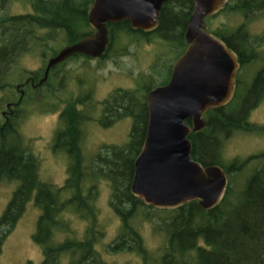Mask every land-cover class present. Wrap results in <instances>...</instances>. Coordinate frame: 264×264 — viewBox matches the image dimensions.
<instances>
[{"label": "trees", "instance_id": "16d2710c", "mask_svg": "<svg viewBox=\"0 0 264 264\" xmlns=\"http://www.w3.org/2000/svg\"><path fill=\"white\" fill-rule=\"evenodd\" d=\"M12 1L0 0V91L4 97L10 98H7L6 106L12 101L11 94L15 93L17 86L7 74L21 54L35 48L45 58L46 48L51 49L54 55L62 47L49 43L51 34L61 32L68 44L93 30L88 21L93 0H22L26 7L19 12L10 11ZM193 7V0H167L161 10L157 31L168 41L169 47L174 45L176 57L188 45L185 31ZM228 10L248 19L255 14L264 15V0H229L220 11L205 17L208 28L234 48L241 61L232 100L226 105L208 109L205 112L206 126L189 134L194 158L204 165L218 163L227 171L229 183L223 200L212 208H204L198 199L178 207L156 208L132 193L134 162L146 137V96L154 87L152 85L145 87V92L134 87L119 88L110 94L109 101L112 98L116 108H108L107 105L100 119L113 117L109 119L112 124L122 116H131L129 139L124 144H106V152H96L98 155H92L93 159L85 154L81 144L86 113L77 107L76 100L65 106L60 111L62 121L57 128L55 145L61 152L65 147L69 153L67 177L62 185L45 180L47 178L42 176L35 154L26 150L23 143L21 125L25 116L21 105L29 92L26 87L36 88L28 83L14 113L7 120L4 117L0 123V181L4 178L19 179L0 216V252L4 237L17 223L27 202L33 199L41 209L34 233V239L43 247L41 264H60L63 257L67 258L65 264H114L97 249L98 240L105 230L97 197L100 184L105 180L111 188V209L119 215L121 224L117 236L106 244L108 252H137L143 259L142 264H153V259L154 264H264V150L234 157L231 161H226L222 152L225 140L234 131L255 127L249 115L264 99V63L250 80L243 77L240 70L260 55L255 46L250 45L248 20L236 28L231 24L217 23L219 15ZM108 27L113 42L103 56L127 53V49H119V45H124L120 42L122 33L133 34L136 31L131 22L128 19L111 21ZM259 37L257 41H264V32ZM115 43H118V48L114 47ZM72 57H77V54ZM65 62L52 66L46 82ZM45 66L46 63L31 73L32 79L42 77ZM188 122L191 123L190 119ZM247 167L250 169L245 177L241 180L236 178ZM68 209L72 210L71 214L77 212L86 222L84 237L75 234L71 221L65 215ZM139 210L140 216L147 220L157 215L158 225L167 235V244L159 255L147 246L141 230L133 224Z\"/></svg>", "mask_w": 264, "mask_h": 264}, {"label": "rangeland", "instance_id": "374dc122", "mask_svg": "<svg viewBox=\"0 0 264 264\" xmlns=\"http://www.w3.org/2000/svg\"><path fill=\"white\" fill-rule=\"evenodd\" d=\"M25 7L26 3L22 0H13L10 3L11 12H19ZM247 20V29L251 39L250 45L255 46L260 55L259 58L248 62L240 70L243 77L250 80L255 70L264 63V41H257L260 34L264 32V15L259 13L249 16L248 19V17H242L240 13H232L228 10L219 15L217 23L231 24L233 28H236ZM217 23H213V25L216 27L218 26ZM122 34L120 42L124 45L122 47L119 45V49L125 47L127 53L109 55L103 58L84 55L72 57L57 67L51 80L42 86L34 89L32 86L26 87V91L29 90V92L25 94V100L21 105L25 116L21 125L24 136L23 143L26 150H32L35 154L40 172L44 178H47L45 180L54 182L56 185H62L67 177L69 160L55 145L57 128L62 121L60 111L65 106L76 100L78 108L83 107L85 113L88 110L89 118L84 120L82 124L84 136L81 144L85 154L88 153L91 159L92 155H98L99 152L103 154L107 148L106 144L126 143L132 127L133 118L131 116H122L112 124L109 123V119H113V117H104L102 121L106 119V122L103 124L100 122L99 119L103 116L101 106L104 98L119 88L139 87L145 92V87L162 84L168 78L171 61H174L177 53L174 50V45L169 47L165 40L156 34L150 38L151 42L145 40L143 42L144 36L139 42L130 33ZM137 37L139 36L137 35ZM49 43L60 48L66 44V36L61 32H55L51 34ZM115 45L117 47L118 43H115L114 47ZM36 50L34 48L17 58L7 74L12 78V82L17 84L25 81L31 73L40 70L47 63L46 60L53 52L46 48L44 52L47 59L45 60L41 51L37 52ZM14 92L11 94L12 101L20 95V91L16 88H14ZM7 98L8 96L4 97V93L2 95V91H0V123L4 121L2 110L7 109L5 103ZM53 107L57 108L52 110ZM249 120L255 125L252 130L238 129L225 140L222 152L226 161L264 150V99L251 110ZM249 169L250 167H247L236 178H240V180L244 178ZM18 184L19 179L4 178L0 181V216ZM100 186L97 203L100 207V218L105 230L101 240H98L97 249L101 250L103 256L110 261L112 260L114 264H142L143 259L137 252L122 250L112 254L107 251L106 244L113 241L117 236L121 224L119 215L112 210L109 183L104 180ZM71 211L66 210L65 215L71 221L75 234L84 237L86 222L76 214L77 212L71 214ZM151 211L153 212L152 209ZM40 212V207L35 204L33 199L27 202L26 208L17 223L2 241L1 264L42 263L43 247L34 239ZM154 216L151 220L144 219L143 216H140L139 210L133 224L141 230L147 246L155 250V255H159L167 244V235L159 227L160 221L156 218L157 215ZM66 261L67 258L63 257L59 263L65 264ZM152 263H155L154 259Z\"/></svg>", "mask_w": 264, "mask_h": 264}, {"label": "water", "instance_id": "95a60500", "mask_svg": "<svg viewBox=\"0 0 264 264\" xmlns=\"http://www.w3.org/2000/svg\"><path fill=\"white\" fill-rule=\"evenodd\" d=\"M165 1L93 0L88 21L95 31L51 55L44 75L37 82L33 78V85L43 84L51 67L74 53L103 55L110 43L108 22L128 19L134 28L157 27ZM228 1L193 0L185 31L188 45L176 58L169 79L147 92L146 137L135 158L131 191L156 208L178 207L193 199L212 208L226 195L227 171L218 163L204 165L195 159L189 134L204 128L205 112L229 103L236 91L239 54L208 28L205 18ZM22 96L23 91L19 101Z\"/></svg>", "mask_w": 264, "mask_h": 264}, {"label": "flooded vegetation", "instance_id": "af4514ba", "mask_svg": "<svg viewBox=\"0 0 264 264\" xmlns=\"http://www.w3.org/2000/svg\"><path fill=\"white\" fill-rule=\"evenodd\" d=\"M132 28H134V27H132ZM136 31H133L132 33V35H138L139 37H136L137 38V41H141L142 39H141V37H143V42H144V40L145 41H149V42H151L150 41V38H152V35H154V34H156L157 36L159 35L160 36V33H158V31H157V29H158V26L157 27H155V28H151V29H144V28H134ZM93 31H95V29L93 28V30H91L90 32H93ZM90 32H88V33H90ZM110 32V31H109ZM174 34V33H173ZM176 37H174L173 39H175ZM186 41H187V39H186ZM110 42H113L112 41V39H111V34H110ZM125 42H129V41H125ZM165 42H168L167 40H165ZM174 42H178V41H174ZM66 45V44H65ZM64 45V46H65ZM109 45H110V43H109ZM108 45V46H109ZM63 47V46H62ZM61 47V48H62ZM187 47V46H186ZM185 50V49H184ZM183 50V51H184ZM107 51V50H106ZM182 53V52H181ZM74 54H77V57L78 56H87V57H94V56H91V55H88V54H85V53H82V52H79V53H74ZM73 54V55H74ZM73 55H70L68 58H66L65 60L67 61L68 59H70V58H72V56ZM104 55V54H103ZM103 55H101V56H98L99 58H103L104 56ZM180 55V54H179ZM98 57H95V58H98ZM178 57V56H177ZM176 57V58H177ZM176 58L174 59V61H173V64H174V62H175V60H176ZM65 60H63V61H65ZM63 61H60V62H63ZM59 62V63H60ZM47 63H48V59H47ZM47 63H46V66H47ZM58 64V63H57ZM64 64V63H63ZM173 64H172V67H173ZM56 65V64H55ZM54 65V66H55ZM46 66H45V69H46ZM172 67H171V70H170V74H171V72H172ZM52 68V67H51ZM240 68H241V65H240ZM239 68V69H240ZM50 71H51V69H50ZM45 72V71H44ZM50 73V72H49ZM170 77V76H169ZM26 80H28L27 82H26ZM25 81H23V82H19V83H17V86H16V88H17V90H19L20 91V95H19V97H18V99L16 100V101H11V102H8L7 103V109H3L2 110V115L5 117V119L7 120L8 119V117L10 116V114H13L14 113V109H15V107L19 104V99H20V97H21V95H22V91H23V94H25V86L28 84V83H31V85H33V80H32V76H29V77H27V79H26ZM35 80V82H37L38 80H36V79H34ZM46 82V81H45ZM44 82V83H45ZM42 85V84H41ZM34 86V85H33ZM38 86H40V85H38ZM38 86H34V87H38ZM236 87H237V78H236ZM109 97H110V95L108 96V97H105L104 98V100H103V105L101 106V110L103 109V110H105L106 109V106L108 105L109 107L108 108H112V106H113V108H116V105L117 104H115V102H113V99L112 98H110V101H109ZM22 100V99H21ZM19 101V102H18ZM79 105V104H78ZM85 108V107H84ZM79 109H82L83 110V107L82 108H79ZM88 109H89V106H88ZM86 115H87V119L89 118V116H88V110H87V112H86ZM105 115H106V113H105ZM102 117V116H101ZM87 119H85V120H87ZM100 120V122H102V124L104 123V121H102V119H99ZM119 120V119H118ZM117 121V120H116ZM115 121V122H116ZM85 145V144H84ZM106 152V151H105ZM62 154H64L65 156H66V158H68V160H69V153L67 152V150L65 149V147H63L62 148ZM193 155V154H192ZM87 159H89V158H87ZM196 159V158H195ZM198 160V159H197ZM200 161V160H199ZM68 164V163H67ZM204 164V163H203ZM67 170H68V165H67Z\"/></svg>", "mask_w": 264, "mask_h": 264}]
</instances>
